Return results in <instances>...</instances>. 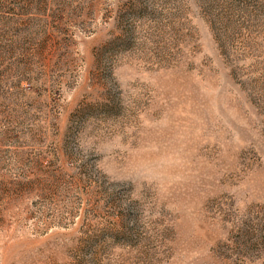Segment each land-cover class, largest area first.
<instances>
[{
    "label": "rangeland",
    "instance_id": "1",
    "mask_svg": "<svg viewBox=\"0 0 264 264\" xmlns=\"http://www.w3.org/2000/svg\"><path fill=\"white\" fill-rule=\"evenodd\" d=\"M0 264H264V0H0Z\"/></svg>",
    "mask_w": 264,
    "mask_h": 264
}]
</instances>
